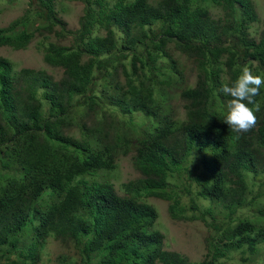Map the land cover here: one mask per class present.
I'll return each mask as SVG.
<instances>
[{
	"label": "trees",
	"instance_id": "obj_1",
	"mask_svg": "<svg viewBox=\"0 0 264 264\" xmlns=\"http://www.w3.org/2000/svg\"><path fill=\"white\" fill-rule=\"evenodd\" d=\"M258 2L27 0L0 27V48L38 41L61 72L0 58V264L49 263L55 243L57 264H264V85L242 135L218 92L244 66L264 77ZM153 200L203 223L199 262L168 249Z\"/></svg>",
	"mask_w": 264,
	"mask_h": 264
},
{
	"label": "rangeland",
	"instance_id": "obj_2",
	"mask_svg": "<svg viewBox=\"0 0 264 264\" xmlns=\"http://www.w3.org/2000/svg\"><path fill=\"white\" fill-rule=\"evenodd\" d=\"M154 1V0H152ZM260 9H258L260 19L264 21V0H258ZM27 0H23V3L15 5H4L2 8L3 12L0 14V27L8 26L12 21L24 15L28 6L26 5ZM67 8L61 16L68 23L70 28L75 29L78 26L80 17L82 16L83 5L80 1H67ZM218 17L220 12H215ZM262 27V24L260 25ZM0 58H7L13 62L18 68H33V69H46L50 74L59 78L61 72L54 70L43 60V55L38 49V41H34L27 50L15 51L10 48H0ZM191 82H194V76L190 78ZM178 106L181 112L183 103L178 101ZM117 177L114 178L117 189L123 183L133 181L138 178V174L131 167L129 159L121 160ZM119 192H121L119 190ZM123 194V192H121ZM159 211L158 225L163 226L166 231L167 247L169 250L176 251L186 256L192 262H199L205 254V238L207 236V230L204 228L203 223L200 221L195 222H174L171 221L167 214V204L161 201H151ZM162 227V230H163ZM60 244H52V260L46 264H57L54 258L62 251L59 248Z\"/></svg>",
	"mask_w": 264,
	"mask_h": 264
},
{
	"label": "clouds",
	"instance_id": "obj_3",
	"mask_svg": "<svg viewBox=\"0 0 264 264\" xmlns=\"http://www.w3.org/2000/svg\"><path fill=\"white\" fill-rule=\"evenodd\" d=\"M264 85V77L254 75L252 70L244 66L241 74L230 84H224L218 92L228 97L226 102V116L223 122L237 134H246L256 127L258 118L256 113L260 111V105L256 97L260 94ZM253 105V107H249Z\"/></svg>",
	"mask_w": 264,
	"mask_h": 264
}]
</instances>
